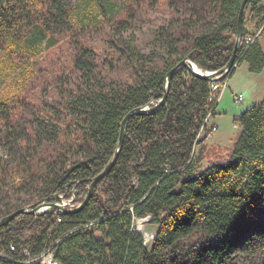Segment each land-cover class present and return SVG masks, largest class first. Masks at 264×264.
<instances>
[{"label": "trees", "instance_id": "obj_1", "mask_svg": "<svg viewBox=\"0 0 264 264\" xmlns=\"http://www.w3.org/2000/svg\"><path fill=\"white\" fill-rule=\"evenodd\" d=\"M262 1L245 4L236 55L253 73L264 49L244 37L251 18L264 29ZM241 2L0 0V218L55 194L83 201L123 117L163 96L172 67L227 63ZM210 83L174 72L166 103L128 119L85 207L0 227V264H42L47 251L58 264H264V98L233 116L229 147H210ZM146 216L157 226L149 249L134 227Z\"/></svg>", "mask_w": 264, "mask_h": 264}, {"label": "water", "instance_id": "obj_2", "mask_svg": "<svg viewBox=\"0 0 264 264\" xmlns=\"http://www.w3.org/2000/svg\"><path fill=\"white\" fill-rule=\"evenodd\" d=\"M246 2L247 0H242L241 5H240V9L238 13V20H237V32H236L235 39H234L233 50H232V54L229 60L227 61V63L223 67L217 70L204 71L200 69L196 65V63L191 60L190 56H187L183 58L181 61H179L174 67H172L168 71L166 78H165L163 96L160 99H158L156 102H153L152 104L148 103L144 106H140V107L135 108L134 110L129 111L123 117L120 123L116 150L114 151L111 159L108 161L106 166L102 169V171H100L98 174H96L90 179L88 191L83 201H81L77 205H73L72 200H68V202H63L62 200L64 199V196L60 194H55L54 196L56 197V200L54 201H50V197H48L36 205H33L31 207H22L20 209L13 211L12 213L8 215L3 216L2 218H0V227L6 225L11 219H13L15 216H17L20 213L38 214V213L43 212L44 210L51 209V208H55L57 211H61L64 213H76L80 211L83 207H85V205L88 203L89 198L93 192L94 186L106 174H108L111 171L112 167L116 163L119 152L124 143L126 125H127L128 119L134 114H139L143 112L152 113L156 111L157 109H159L160 107H162L166 103V100H167L171 77L173 73L176 72L180 67L182 66L185 67L188 73L195 77L206 79L209 81H219V80L228 78L232 69L236 67L237 65L236 55H237V50H238V47H239V44H240V41L243 35V29H244L243 14H244V8H245ZM147 219H150V216H146L144 217V219H140V220H147ZM50 256L51 258H53L52 254H50ZM54 262L58 264L56 261ZM42 264H44V259L42 261Z\"/></svg>", "mask_w": 264, "mask_h": 264}, {"label": "rangeland", "instance_id": "obj_3", "mask_svg": "<svg viewBox=\"0 0 264 264\" xmlns=\"http://www.w3.org/2000/svg\"><path fill=\"white\" fill-rule=\"evenodd\" d=\"M250 24V23H249ZM246 30L248 32L254 33L253 30L249 27H246ZM147 33H145L144 35L139 34L138 35V42L141 43L143 42L147 37L146 35ZM248 70L241 68V70L238 72V74L236 76H234L232 79L229 80V85L231 87H233V90H238V87L236 86H240L239 90H243L245 92V94H248V98L253 99L255 101L259 100V98H264V77H262L263 75H257L254 74V78L252 81H257V85H250L249 81H248V77H247V72ZM228 79V78H227ZM226 79V80H227ZM235 88V89H234ZM226 95H227V99L229 98V100L232 99L231 96V91L230 89L226 90ZM236 97V94L234 95ZM233 100V99H232ZM241 111L245 110V108L243 109H239ZM210 121L206 124V129L209 128L212 124H209ZM232 121L229 120L226 117H220L219 120H217V126L219 125V128L215 131H213L211 134H209V136L206 138L205 140V144L208 146H217V147H221V148H226L229 147L235 137L236 132L239 130V124L236 123L234 121V125H236L237 129H235V133L234 135L232 134V136L230 137L229 141L227 142V144L225 145H218L221 144L223 141H221V138L224 137V135L226 134L228 127L232 126ZM204 135V132L201 131L200 132V137H202ZM198 152V146L195 148V154ZM207 159H204L199 165L200 167H204L207 165ZM65 201H67L65 199ZM144 219V218H141ZM136 231H138L140 234L143 235L144 237V241H145V246L147 249L150 248L151 243H152V237L154 235V232L156 231L157 226L152 224L150 222V219L147 220H140V219H136L135 220V225H134ZM147 237H146V235ZM52 254L50 251H47V253H44L42 256V261L43 259L47 256ZM52 261L53 258H52Z\"/></svg>", "mask_w": 264, "mask_h": 264}, {"label": "crops", "instance_id": "obj_4", "mask_svg": "<svg viewBox=\"0 0 264 264\" xmlns=\"http://www.w3.org/2000/svg\"><path fill=\"white\" fill-rule=\"evenodd\" d=\"M261 3L263 4L264 1H262ZM257 20L258 19L256 17L251 18V20H249L246 24V27L251 28L254 33L259 31L263 27V24L257 23ZM258 40L264 49V29L263 28L261 29V31L258 34ZM241 68H243V70L244 69L248 70L247 63L243 62L242 64L237 66L235 71L233 72V74L230 77H228V79L226 80V85L222 89L220 98H219V100L215 106V113L212 114V116L209 120L210 121L209 124L215 125L217 127L216 130L219 128V125L217 126V120H219L220 117H226L232 121V123H231L232 126L228 127V129H230V130H227L224 137L221 138V141H223V142L221 144H218V145L227 144V142L229 141L232 134L234 135V133L236 131L235 129H237V127H236V125H234L233 116L241 111L239 109H243V108L248 109L253 104H255V103H257L263 99V98H259V100H257V101L250 99V98H248V94H245V92L243 90H239L240 86H236V87H238V90H233L234 86L231 87L229 85V80L232 79L234 76H236L238 74V72L241 70ZM247 72H249V73H247V77H248V81H249L251 86L257 85V81H255V80L252 81L254 76H255L254 74L263 75L262 77H264V68L260 73H253V72H250L249 70ZM227 89H230L231 96H232L233 100L232 99L229 100V98L227 99V95H226ZM237 93H243L244 98H243L242 102H236L234 95Z\"/></svg>", "mask_w": 264, "mask_h": 264}, {"label": "built area", "instance_id": "obj_5", "mask_svg": "<svg viewBox=\"0 0 264 264\" xmlns=\"http://www.w3.org/2000/svg\"><path fill=\"white\" fill-rule=\"evenodd\" d=\"M261 29L259 31L255 32V33H251V32L247 31L246 34H245V37H244L245 43L252 42L255 39V37L258 36V34L261 31ZM226 79H225V82L223 84H221L219 82L220 80L219 81H211V83H210V91H211L210 92V98L216 99L217 102H218V100L220 98V95H221V91L224 88V86L226 85ZM217 91H219L218 94H216ZM243 98H244L243 93H237L236 97H235V100H236V102H242ZM217 102H216V104H217ZM210 118H211V115L208 114L206 116V118H205V121H204L205 124H207L209 122ZM210 128L213 131H215L217 127L215 125H211ZM62 201L63 202H68V200L67 201L62 200ZM11 248L12 249L14 248L13 245H11ZM25 254L27 255V252H25ZM29 260H31V259H29Z\"/></svg>", "mask_w": 264, "mask_h": 264}, {"label": "bare ground", "instance_id": "obj_6", "mask_svg": "<svg viewBox=\"0 0 264 264\" xmlns=\"http://www.w3.org/2000/svg\"><path fill=\"white\" fill-rule=\"evenodd\" d=\"M65 200V199H63ZM146 235V234H145ZM147 237V235H146ZM44 264H56L54 261H52V258L50 255H47L45 258H44Z\"/></svg>", "mask_w": 264, "mask_h": 264}]
</instances>
